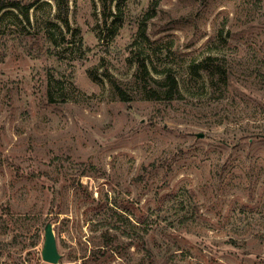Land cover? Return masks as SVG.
<instances>
[{
	"label": "rangeland",
	"instance_id": "374dc122",
	"mask_svg": "<svg viewBox=\"0 0 264 264\" xmlns=\"http://www.w3.org/2000/svg\"><path fill=\"white\" fill-rule=\"evenodd\" d=\"M0 264H264V0H0Z\"/></svg>",
	"mask_w": 264,
	"mask_h": 264
},
{
	"label": "water",
	"instance_id": "95a60500",
	"mask_svg": "<svg viewBox=\"0 0 264 264\" xmlns=\"http://www.w3.org/2000/svg\"><path fill=\"white\" fill-rule=\"evenodd\" d=\"M41 258L46 262L56 263L60 258L57 249L56 239L53 233L52 224L47 222L44 225V239L41 249Z\"/></svg>",
	"mask_w": 264,
	"mask_h": 264
},
{
	"label": "trees",
	"instance_id": "16d2710c",
	"mask_svg": "<svg viewBox=\"0 0 264 264\" xmlns=\"http://www.w3.org/2000/svg\"><path fill=\"white\" fill-rule=\"evenodd\" d=\"M60 6V5H59ZM153 9V7H151ZM148 14V13H147ZM65 20V19H64ZM207 59H210V57H206L201 63H200V66H202V68H207L206 65H204V62L207 61ZM139 65V68H143L145 69V65H144V62L143 61H139L138 63ZM175 86V80L173 78L170 79V88L171 87H174ZM116 89L120 95V97L123 99V100H128V96L127 94L123 91V89L119 86H116ZM156 93V92H155ZM171 97V90H170V95H168V98Z\"/></svg>",
	"mask_w": 264,
	"mask_h": 264
}]
</instances>
